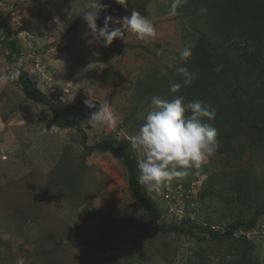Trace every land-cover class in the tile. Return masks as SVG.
Returning <instances> with one entry per match:
<instances>
[{"label":"rangeland","instance_id":"obj_1","mask_svg":"<svg viewBox=\"0 0 264 264\" xmlns=\"http://www.w3.org/2000/svg\"><path fill=\"white\" fill-rule=\"evenodd\" d=\"M92 2L99 0H0V24L17 40L22 68L30 80L59 112L79 120L87 144L103 139L128 142L152 109V98L169 101L170 86L181 85V74L176 71L180 51L191 45L192 53L199 35L210 36L211 32L193 0L178 8L174 17L168 14L172 0H127V8L115 0H100L107 10L99 13L98 29L104 26L105 17L119 19L135 10L157 32L155 40L147 42L126 33L124 40L115 39L104 47L103 40L97 43L86 35L89 30L81 15ZM119 26L109 23L110 29ZM1 39L0 30L3 75L14 64L6 61L9 50ZM229 44L223 46V52L232 48L247 55L257 51L250 41L238 40L227 47ZM261 46L263 67L254 76L247 74L255 62L251 59L237 75L241 86L228 73V90L207 92L195 99L204 102L211 98L208 106L215 110V118L205 122L223 139L216 154L201 169H193L188 177L174 180L158 193L141 186L155 202L160 222L179 226L184 218L200 228L225 232L235 219H248L256 209L264 208ZM158 51L162 54L157 55ZM254 77L258 87L247 88ZM186 87L181 85L184 96L189 94ZM88 92L96 108L85 107ZM254 95L260 114L251 119L247 98ZM105 100L111 105L114 123L92 128L86 120ZM222 104L230 110L221 108ZM81 143L76 128L59 126L51 111L28 99L18 83L0 85V264L238 261L228 243L212 242L200 230L191 235L164 234L147 227L146 212L133 198L121 162L100 152L85 156ZM128 151L137 168L131 146ZM73 177L77 187L68 186ZM65 179L66 185H62ZM70 187L75 189L69 191ZM240 237L253 245L252 262L264 264V215L253 229L238 230L235 238Z\"/></svg>","mask_w":264,"mask_h":264},{"label":"trees","instance_id":"obj_2","mask_svg":"<svg viewBox=\"0 0 264 264\" xmlns=\"http://www.w3.org/2000/svg\"><path fill=\"white\" fill-rule=\"evenodd\" d=\"M196 9L203 12L200 18L204 23L208 24L211 35H199L192 49L191 58L180 66L186 67L189 73L193 74V79L190 84L184 83V77L181 75V85L183 84L189 94L184 96L183 89L178 93L172 94L170 90L167 92L171 95L169 101L176 97H183L185 104L198 100L207 96V92L212 93L228 90L230 82H226L225 74H234L236 85L241 86L242 82L237 78V75L244 71L248 66L249 60H254L253 67L250 72L254 76L258 70L263 67L260 60V46L264 48V0H193ZM2 33L1 43L9 53L6 56V61L11 64H16L17 60L21 58V53L17 45V40L11 37L10 31L4 24H0ZM238 40L250 41L252 45L257 48L254 53L246 54L240 53L235 48L230 52H223V46L229 44L227 47L236 44ZM264 55V54H263ZM21 76L16 83L21 86L22 91L28 99L39 102L45 105L52 113L54 121L62 127H74L81 135V146L85 156H89L93 152L105 153L113 156L121 162L128 173L127 184L135 201L145 210L147 217V227L164 234H184L191 235L194 230H200L208 236L212 242L228 243L230 247L235 250L234 253L238 255V261L230 264H254L252 262L253 245L243 237L235 238V233L238 230H251L259 221V218L264 215V208L256 209L252 216L248 219L237 218L228 224L225 232H217L211 228H200L199 226L191 224L186 219H181L179 226L173 224H166L159 221L160 212L153 200H151L141 190V185L138 183V172L134 159L131 157L128 148L129 142L116 141L113 139H103L93 145L87 144V135L80 128L79 120L72 118L65 113L58 111L54 103L47 98L37 86L30 80L28 73L20 67ZM254 77L253 80L247 84V88L253 89L252 86L257 85ZM250 86V87H249ZM264 88V83L260 84ZM235 89V87H234ZM233 89V90H234ZM260 93V91H256ZM207 101L202 103L208 105ZM256 96L247 98L248 115L251 119H255L260 114V107H256ZM221 108H227L223 104ZM229 109V108H227ZM230 110V109H229ZM242 110V108H241ZM240 117H238V120ZM259 125L256 126L259 129ZM225 133V132H224ZM224 139L226 138V134ZM223 140L222 138H217ZM73 178L68 179V186L75 185ZM73 183V184H72ZM62 185H66V179ZM72 188H68L72 191ZM75 189V188H74Z\"/></svg>","mask_w":264,"mask_h":264},{"label":"clouds","instance_id":"obj_3","mask_svg":"<svg viewBox=\"0 0 264 264\" xmlns=\"http://www.w3.org/2000/svg\"><path fill=\"white\" fill-rule=\"evenodd\" d=\"M187 0H172L169 16H176L177 10ZM115 3L127 8V0H115ZM82 10L83 20L87 24L88 33L97 43L103 40L104 47L110 46L115 39H125V34H130L136 40L147 42L155 40L157 36L153 23L139 11L133 10L130 16L114 19L107 16L104 26L97 27V19L101 11L107 7L99 2H92ZM203 11V10H202ZM120 25L110 29L109 23ZM157 52V55H161ZM191 45L180 51L178 60L181 64L191 58ZM176 58H174L175 61ZM24 60L21 57L13 66V70L0 75V85L7 86L16 82L21 76L20 67ZM173 63L168 64L172 68ZM176 71L183 75L184 83L190 84L193 74L186 67H178ZM164 75L167 72L162 69ZM181 89V85L174 83L170 92L174 95ZM88 99L84 105L88 109L96 108L95 100L88 92ZM152 109L147 113L139 131L128 137L131 150L137 158L138 183L147 192H160L174 180L188 177L193 169H201L204 163L216 154L219 149L218 131L207 121L215 118V110L199 101L185 104L183 97H176L171 101L153 97ZM190 113V115H187ZM92 128H99L114 123V115L110 103L105 100L99 108L93 111L86 120ZM23 264V261L20 262Z\"/></svg>","mask_w":264,"mask_h":264}]
</instances>
